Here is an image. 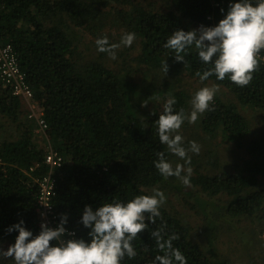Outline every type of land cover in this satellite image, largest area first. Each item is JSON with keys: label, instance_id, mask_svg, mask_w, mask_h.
<instances>
[{"label": "trees", "instance_id": "1", "mask_svg": "<svg viewBox=\"0 0 264 264\" xmlns=\"http://www.w3.org/2000/svg\"><path fill=\"white\" fill-rule=\"evenodd\" d=\"M161 1L166 8L154 6L152 0L149 5L136 0H0L1 34L13 44L34 98L44 111L48 137L64 156V165L56 172L54 204L59 214H69L67 225L76 230L77 237L87 239L89 229L78 223L86 204L95 208L113 199L128 200L151 193L154 188L179 189L181 184L176 177H163L153 164L156 153L166 147L159 141L154 121L173 95L177 99L176 110L189 112L192 95L184 88L181 75L186 72L198 77L196 73H202L207 65L199 60L194 46L188 50V63L184 65L175 61L172 50L163 45L177 28L190 30L200 24L218 23L223 18L220 10H227L229 0ZM120 23L126 32L136 33L140 46L134 61L149 70H162V63L168 62L162 89L148 82L146 87H140L129 76L130 69L121 72L106 65V52H100L96 59H82L74 28L100 37L106 35L107 28ZM109 42L114 43L110 39ZM263 57L261 50L259 69L247 86L239 87L227 78L217 81L215 76L209 77L212 84H219L222 89L215 97L213 109L196 122L207 133L204 137L219 133L238 147L248 148L252 155L244 162L247 172L225 169L215 174L206 168L203 173L199 170L203 154L206 152L208 162L218 165L211 158L218 152L208 148L202 149L200 155H190L191 164L199 161L197 175L191 176L193 185L200 186L209 196L228 195L226 211L239 220L251 217L264 235V216L252 218L264 209V188L255 189L257 174H264V134L259 132L246 143L253 125L231 100L236 98L242 105L264 114ZM148 88L167 92L169 97L152 112H143L140 106ZM11 91L0 79V241L13 243L18 233H7L6 229L21 218L34 233L40 230L35 179L46 171V149L35 137V121L28 118L21 99ZM182 126L187 129L190 123L185 121ZM185 140L197 138L193 135ZM166 156L173 165L183 163L174 154L166 152ZM36 163L40 165L31 170ZM187 192L195 197L198 206L205 208L206 201L189 189ZM161 213L156 224L148 222L150 229L138 233L133 241L136 257H125L122 264H152L159 249L149 231L157 225L164 228L165 238L172 233L177 235L173 244L187 257V264H236L218 252L216 235L210 237L209 246H203L194 240L191 227L178 214L164 205ZM247 223L245 231L246 227L250 230ZM255 255H250L251 264H257Z\"/></svg>", "mask_w": 264, "mask_h": 264}, {"label": "clouds", "instance_id": "2", "mask_svg": "<svg viewBox=\"0 0 264 264\" xmlns=\"http://www.w3.org/2000/svg\"><path fill=\"white\" fill-rule=\"evenodd\" d=\"M220 11L223 18L218 23L200 24L190 30L177 28L163 47L172 50L175 61L186 65L188 50L194 46L199 60L207 65L202 73H196L200 81L215 76L217 81L227 78L239 87L247 86L259 69L258 54L264 50V0H229L227 10ZM135 39V32H125L119 43H110L105 35L97 37L95 44L97 51L106 52L115 60V49L121 45L131 47ZM161 68L167 74L168 62H163ZM219 90L220 85L215 83L198 88L190 100L191 111L187 113L183 108L176 110L174 95L163 104L154 122L159 141L166 147L156 153L157 159L153 161L163 177H176L184 185H190L193 172L190 153L199 154L201 145L196 140L186 141L179 130L185 121L194 124L205 112L211 111ZM166 152L179 157L183 163L173 165ZM166 199L162 189L154 188L151 193L134 195L128 200L113 199L95 208L86 204L78 223L89 229L87 239L77 237L74 230L66 227L68 213L60 214L55 227L42 221L38 233L29 229L21 218L6 229L7 233L18 234L6 250L0 248V264L9 257L14 264H122L125 257H136L133 241L138 233L150 229L148 222L156 224ZM149 232L159 249L152 264H187V257L173 244L178 238L175 233L165 238L160 225Z\"/></svg>", "mask_w": 264, "mask_h": 264}, {"label": "rangeland", "instance_id": "3", "mask_svg": "<svg viewBox=\"0 0 264 264\" xmlns=\"http://www.w3.org/2000/svg\"><path fill=\"white\" fill-rule=\"evenodd\" d=\"M136 1L141 2L142 4L144 3L145 5L150 4L148 3L150 0ZM152 2L156 7L166 8V6L162 5L163 2L161 0H152ZM120 25L123 24L120 23L119 26L107 28L106 36L108 39L113 40L114 43H119L122 34L126 32V28L124 30V28ZM74 32H76L77 38L80 40L79 50L81 51L82 59L91 60L98 58L100 52L97 51V47L94 42L97 37L87 31L85 32L79 27H76V29L74 28ZM139 46V42L136 39L131 47H125L121 45L119 48L115 49L117 53V58L115 60H113L108 54L104 57L106 65L121 72L130 69L132 74H129V76L132 77L136 83L140 84V87H146V82H148L149 84H153L156 87L162 89L166 79L164 72L160 69L149 70V68H146L144 65L138 64L137 61H134V56L138 55L139 53ZM181 76L184 80V88H186L191 93V95H193L194 92L200 87L212 85V81H200L198 77L191 76L186 72H184ZM220 89H222V87H220ZM146 92L147 95L145 98H143V104L140 106V109L143 112H152L161 102L165 101L167 97H169L167 92L164 93L163 91H155L152 88H148ZM227 96L229 95L227 94ZM20 99L23 104V109L28 116V104L24 103L22 98ZM231 100L238 104L241 111L246 114L253 125L252 128H254V130L249 134L248 138L246 139V143H248L247 140L256 137L259 132L264 134V114L251 110L250 107H247L246 105H242L236 98L231 97ZM190 111L191 106L189 108V112ZM2 122L3 119L0 118V123ZM179 131H182V135L185 138H189L194 135V138H197L196 141L200 142L201 153L202 149L205 151L208 148H212L214 152H218V154H214L215 157H211L212 159L216 160L218 165L208 162L206 152L203 154L204 158L202 166L199 168L201 172L205 173L204 171H206V168L213 170L215 174L225 169L230 172L237 173L247 172V170L243 169V167H245L244 162L252 155L248 148L238 147L237 144L235 145L231 141L225 140L222 134L219 133L215 134L214 136L210 135V137L206 138L207 133L200 129V127H197L196 123H190V127L187 129H185V126H182ZM39 138L40 137H38V139ZM44 144L45 143L42 142V145ZM206 144H208V147ZM197 162L199 161L196 160V162L191 164L193 169L191 176L197 175ZM257 178L258 185L255 187V189L264 188V174L262 172L258 173ZM179 181L181 183L178 186L179 189L172 187H165L162 189L167 198L164 206L172 213L178 214L184 222L189 224L193 238L196 242L207 247L209 246L210 237L215 238L216 235L217 238L215 242L217 243L219 249L218 252L227 257V259L230 261L236 264H251L250 259L252 256L250 255L251 253H254L256 254L255 256L257 264H263L264 245L262 244L261 239H263L262 237H264V235L260 233V229L254 225L255 223L251 217L247 218L242 216L244 220H239V218H237L235 215L227 212L226 208L228 206V200L230 201L228 195L221 194L217 196H209L200 189V186H195L192 182L190 185H184L180 179ZM176 183L177 181H174V184ZM188 189L201 197L200 199L206 201L205 208H202L196 204L195 197L191 196L187 192ZM261 216H264V209L261 210L256 215V217L252 218L256 220L257 217ZM246 221L248 222L247 224H250V230L246 227L245 231L244 227L246 225ZM10 244V242L2 240L0 241V248L6 250ZM11 259V257L7 258L4 261V264H14Z\"/></svg>", "mask_w": 264, "mask_h": 264}, {"label": "built area", "instance_id": "4", "mask_svg": "<svg viewBox=\"0 0 264 264\" xmlns=\"http://www.w3.org/2000/svg\"><path fill=\"white\" fill-rule=\"evenodd\" d=\"M3 4L0 3V12ZM259 55V54H258ZM264 59V57H263ZM0 79L5 85L11 87L12 94L23 99L28 104V118L36 123L34 129L35 137L41 146L46 149L44 164L46 171L35 180L37 183V206L39 224L47 221L50 226L55 227L59 222L60 214L55 208L54 197L57 193L58 178L56 172L64 165V156L60 150L56 149L47 134L48 122L44 117V111L40 109L34 98L33 90L27 80V74L21 69L18 57L15 53L13 44L5 41L0 29ZM38 137H40L38 139ZM42 142L45 143L42 145ZM40 163H36L30 169L34 170ZM42 213L44 214L42 216ZM70 230L75 229L66 225Z\"/></svg>", "mask_w": 264, "mask_h": 264}]
</instances>
